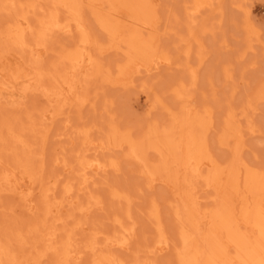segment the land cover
Returning a JSON list of instances; mask_svg holds the SVG:
<instances>
[{"label":"rangeland","instance_id":"rangeland-1","mask_svg":"<svg viewBox=\"0 0 264 264\" xmlns=\"http://www.w3.org/2000/svg\"><path fill=\"white\" fill-rule=\"evenodd\" d=\"M212 3L0 0V264H264V0Z\"/></svg>","mask_w":264,"mask_h":264},{"label":"bare ground","instance_id":"bare-ground-1","mask_svg":"<svg viewBox=\"0 0 264 264\" xmlns=\"http://www.w3.org/2000/svg\"><path fill=\"white\" fill-rule=\"evenodd\" d=\"M212 1L213 0H190V5L188 6V7H186V9L187 10H193V12L195 13V12H198L199 13V11L200 10H202V9H204V8H212L213 7V3H212ZM188 2V1H187ZM186 2V3H187ZM71 3V2H70ZM92 3V2H91ZM189 3V2H188ZM74 4V3H73ZM72 4V5H73ZM82 4V3H81ZM83 5V4H82ZM89 5V4H88ZM34 6H36V5H34ZM75 6H76V4H75ZM27 7H29V5H27ZM32 7V6H31ZM185 7V6H184ZM25 8V7H24ZM70 8V7H69ZM81 8H82V6H81ZM26 10V9H25ZM39 10V9H38ZM70 10V9H69ZM68 10V11H69ZM40 11V10H39ZM31 12H35L34 10L32 11V10H30L29 9V11H28V14H30ZM41 12V11H40ZM43 13V12H42ZM69 14L71 15V16H73V17H76L77 15L76 14H79V13H77V10L76 9H71V11H69ZM25 15H27V14H25ZM81 16V15H80ZM56 16H49V18L45 21V22H43L42 24H41V31L39 32V33H41V32H43L42 33V35L44 34V31L46 30V31H48V30H50V29H52V28H54V24L56 23ZM83 18V17H82ZM44 19V18H43ZM72 19H76V18H72ZM38 20H39V18H38ZM40 21V20H39ZM38 21V22H39ZM41 22V21H40ZM119 22V21H118ZM72 23H70V25H71ZM14 30H16L15 31V33L17 34V35H23V33H22V30H24L23 29V27H22V25L21 24H19V23H16V25H15V27H13V26H11ZM246 27V26H245ZM62 28H64V29H66V30H71L70 29V27H68V24H67V26H62ZM120 25H118L117 26V28H116V34L118 35V34H121V31H120ZM54 30V29H53ZM66 30H64V31H66ZM79 30H80V27H79ZM190 30V29H189ZM188 30V31H189ZM69 31H67V32H69ZM89 31V30H88ZM12 32V31H11ZM13 34H14V32H12ZM11 33V34H12ZM83 33V32H82ZM78 34H79V32H78ZM41 36V35H40ZM80 36V35H79ZM11 38H12V36H11ZM17 38V37H16ZM21 39H22V36L20 37ZM194 39V38H193ZM195 39H196V37H195ZM194 39V40H195ZM81 42H82V44L83 43H86V45H80V44H78V42H77V47L75 48V49H71V50H69L68 52H67V54L64 56V61L63 60H61V62H62V64L64 63V65H66V62L68 63V65H69V63L70 62H73V63H75V64H77V65H84V67L83 68H85L86 70L87 69H90L92 66H93V63L94 62H96V56H94L95 58H93V55H90L89 54V52H91V51H89V50H87V49H84L83 51H81V47H85V46H88L87 44L89 43V41H90V39L88 40V38L86 37V35L83 33L81 36H80V39H79ZM78 40V41H79ZM93 41V40H92ZM133 42V41H132ZM186 42V45H187V43H188V41H185ZM147 43V42H146ZM150 43V42H149ZM93 44V46H94V43H92ZM97 44V43H96ZM143 45V44H142ZM148 45V44H147ZM189 45V44H188ZM198 45V44H197ZM90 46H92V45H90ZM92 46V47H93ZM97 46H98V44H97ZM95 47H96V45H95ZM133 47V46H132ZM148 47V46H147ZM155 47V46H154ZM187 47V46H186ZM87 48V47H86ZM98 48V47H97ZM183 48H185V47H183ZM188 48V47H187ZM89 49V48H88ZM91 49V48H90ZM155 49V48H154ZM153 49V50H154ZM186 49V48H185ZM140 50H142L141 48H140ZM139 50V51H140ZM164 50V49H163ZM186 50H189V48L188 49H186ZM64 51H66V50H64ZM89 51V52H88ZM143 51H145V50H143ZM143 51H141V52H143ZM93 52H95V51H93ZM189 52V51H188ZM62 54H64L63 52H61ZM144 53V52H143ZM142 53V54H143ZM154 53H155V51H154ZM154 53H152V55H154ZM185 53V52H184ZM91 54H92V52H91ZM141 55V54H140ZM147 55H149V54H147ZM146 55V56H147ZM189 55V54H188ZM186 56H187V53H186ZM153 58V57H152ZM144 59H145V61H146V58L144 57ZM155 60H158L159 61V64H160V61H162V62H168V59H167V57H166V55H159V56H157L156 57V59ZM66 61V62H65ZM148 61H149V59H148ZM158 61H157V63H158ZM154 62V61H153ZM99 63V62H98ZM155 63V68H156V66L158 65H156V62H154ZM151 64V63H150ZM162 64V63H161ZM188 64V63H187ZM71 65H72V63H71ZM95 65V64H94ZM101 65V64H100ZM168 65V64H167ZM99 66V64L98 65H96V71H97V68H98V71L100 72V70L102 71V66H101V69L98 67ZM55 67V66H54ZM66 68V67H65ZM73 68V67H72ZM75 68V67H74ZM93 68V67H92ZM70 69V71H71V68H69ZM68 68H66V70H69ZM76 69V68H75ZM94 69V68H93ZM191 68H188V70H190ZM81 70V69H80ZM85 70V71H86ZM79 71V70H78ZM94 71H95V69H94ZM74 72H76V70L74 71ZM84 73H86L87 74V72H84ZM55 74V73H54ZM77 74V73H76ZM91 74V73H90ZM196 75L195 73H192V75ZM75 75V74H74ZM64 77H65V74H64ZM92 77V76H91ZM190 77V76H189ZM45 78V77H44ZM88 78V77H87ZM192 78V77H191ZM76 79H77V77H76ZM193 79L195 80V77H193ZM65 80H66V78H65ZM42 81V80H41ZM40 81V82H41ZM193 81V80H192ZM65 82V81H64ZM65 83H67V81L65 82ZM194 83V82H193ZM180 84H182V83H180ZM179 84V85H180ZM41 85V84H40ZM183 85V84H182ZM75 87V86H74ZM80 87V86H79ZM180 87H181V85H180ZM185 87V86H184ZM44 88V87H43ZM175 89H177V88H175ZM70 90H72V88L70 89ZM70 90H66V92L64 93V92H60L59 93V91L60 90H54V88H52V89H50V92H48V93H50L49 95L51 96V97H49V96H47V97H49V98H51V100H55V99H53V96H55V95H59V96H61L62 97V100L64 101V99L63 98H66V95L68 94V93H70ZM178 90V89H177ZM177 90H174L175 92H178ZM62 91V90H61ZM70 94H72V95H74L75 93H73V92H71ZM176 95V94H175ZM80 97V96H79ZM83 98V97H82ZM177 98H178V96H177ZM77 99V98H76ZM80 99V98H79ZM76 101H78V99L76 100ZM80 102V103H79ZM84 102V99H81L80 101H78V104H81L82 105V103ZM160 103V102H159ZM81 105H80V107H81ZM191 106V105H190ZM231 112V111H230ZM238 118V117H237ZM239 119V118H238ZM237 120V119H236ZM235 120V121H236ZM237 122V121H236ZM235 122V123H236ZM237 124V123H236ZM238 124H240L239 122H238ZM252 127V126H251ZM251 129V128H250ZM249 129V130H250ZM80 133V132H79ZM85 134V133H84ZM106 137V136H105ZM83 138V137H82ZM85 139V138H84ZM108 140V139H107ZM81 141H83V140H81ZM108 141H110V139L108 140ZM101 143V141L99 142V149L100 150H103V146H102V144H100ZM106 142H104V144H105ZM110 144H111V142H108V145L107 144H105V145H107V146H105V148L107 147V150L110 148L109 146H110ZM91 146V145H90ZM109 147V148H108ZM93 148V147H92ZM98 148V147H97ZM91 151V150H90ZM95 151V150H94ZM99 151V150H98ZM105 151H106V149H105ZM99 152H101V151H99ZM98 154V153H97ZM77 158V157H76ZM79 161V160H78ZM108 161V160H107ZM95 164H93V163H91V162H84V165H83V170H85V169H87L89 166H93L94 168L93 169H103V167L105 166V167H107L106 165H101V164H97L96 162H94ZM110 163V162H109ZM111 163H113V162H111ZM83 164V163H82ZM114 164H115V167H116V163L114 162ZM109 165V164H108ZM64 166V165H63ZM112 166V165H111ZM113 168V167H112ZM79 170V169H78ZM98 171V170H97ZM79 172V171H78ZM81 172V171H80ZM105 173V172H104ZM80 174V173H79ZM260 174V173H259ZM80 176V175H79ZM66 183V182H65ZM69 184H70V182H69ZM79 186H81V185H79ZM82 186H83V184H82ZM48 189V188H47ZM63 189V188H62ZM65 189V188H64ZM65 191V190H64ZM67 192V191H66ZM116 196V195H115ZM193 196V195H192ZM213 200V199H212ZM215 200V199H214ZM57 204V203H56ZM209 204V203H208ZM152 205V204H151ZM173 206V205H172ZM209 206V205H208ZM95 207V206H94ZM206 207V205H204V208ZM206 208H208V207H206ZM88 209V208H87ZM211 209V208H210ZM203 210V209H202ZM202 210H200V211H202ZM207 210V209H206ZM205 209L203 210L204 212L203 213H205V211H206ZM212 210V209H211ZM210 210V211H211ZM154 212H155V210H154ZM207 212V211H206ZM255 214V213H254ZM152 215V214H151ZM177 215H178V212H177ZM205 215H206V213H205ZM155 216H156V213H155ZM207 216V215H206ZM261 217H262V215L260 216H258V218H260L261 219ZM245 219H243V220H247L248 218L247 217H244ZM263 219H264V213H263ZM242 220V221H243ZM256 220H257V218H256ZM258 222H260L259 220H257ZM261 221H263V220H261ZM184 222V221H183ZM183 222L181 221V223H182V225H183ZM254 222H255V219H254ZM160 223V222H159ZM180 223V222H179ZM180 223V224H181ZM248 223V222H247ZM262 223V222H261ZM244 224V223H243ZM246 224V223H245ZM182 225H179V226H182ZM185 225H186V223H185ZM250 225V224H249ZM257 225V223H254V225H253V227L254 226H256ZM262 225H263V223H262ZM247 226V225H246ZM264 226V225H263ZM157 227V226H156ZM182 227H184V226H182ZM248 227V226H247ZM252 227V226H251ZM252 227V228H253ZM180 228V230L182 231V229H181V227H179ZM178 228V229H179ZM134 229V228H133ZM186 229V228H185ZM260 229V228H259ZM262 229V228H261ZM259 230L258 231V233H257V235L261 238V240H263L264 241V229L263 230ZM190 230V229H189ZM258 230V229H257ZM180 231V232H181ZM187 231V230H186ZM190 232H191V230H190ZM124 233V232H123ZM125 234V233H124ZM180 234V233H179ZM177 235L178 236V239H179V244L181 243V240H180V237L179 236H181L182 237V243L180 244V246L183 244V246H181V248L179 247V249H178V251H177V253H176V257H177V259H178V261L177 262H179L180 264H199V260H198V258H196V256H197V253H195V255H191L190 253H187V252H189L188 251V249L190 248L189 246V248L187 247V245L185 246L184 245V243H186L187 244V240H189L190 239V237L191 236H189V235H191L192 233H186L185 232V235H183L182 233V235L180 234V235ZM188 234V235H187ZM193 234L195 235L196 233L195 232H193ZM203 234V233H202ZM201 235V234H200ZM125 237V236H124ZM120 238V237H119ZM123 238V237H122ZM119 239V241L116 243V244H118V245H121V246H124V245H126V242H127V239L126 238H123V239ZM115 239V238H114ZM113 239V240H114ZM194 240V239H193ZM115 241V240H114ZM189 242V241H188ZM115 243V242H114ZM159 243V242H158ZM199 243V242H198ZM197 243V244H198ZM160 245H163V244H160ZM126 247V246H125ZM197 248V247H196ZM93 249L91 248V251H92ZM196 251L198 250V249H195ZM94 251V250H93ZM199 251V250H198ZM197 251V252H198ZM201 251V250H200ZM199 251V252H200ZM67 252V251H66ZM104 252V251H103ZM176 252V251H175ZM195 252V251H194ZM68 253V252H67ZM93 253H95V252H93ZM193 253V252H192ZM63 255V254H62ZM61 255V256H62ZM65 255V254H64ZM63 255V256H64ZM62 256V258H64V261H66L65 259H66V257H63ZM176 259V258H175ZM62 261V260H61ZM64 261H62V262H64ZM68 262V261H67ZM92 263L91 264H122L121 262H119L118 260H113L108 254H97V255H95V257H94V259L91 261ZM65 263V262H64ZM59 264H60V262H59Z\"/></svg>","mask_w":264,"mask_h":264}]
</instances>
